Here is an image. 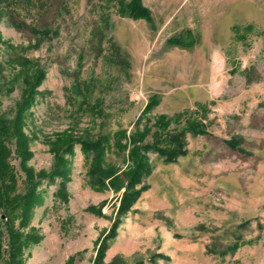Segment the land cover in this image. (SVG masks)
Listing matches in <instances>:
<instances>
[{"label":"rangeland","instance_id":"1","mask_svg":"<svg viewBox=\"0 0 264 264\" xmlns=\"http://www.w3.org/2000/svg\"><path fill=\"white\" fill-rule=\"evenodd\" d=\"M141 2L153 27L117 0H0V116L27 152L7 144L23 198L0 213V264H93L101 244L103 263L264 264V0ZM160 115L203 131L173 161L146 152L122 211L130 144L113 134L156 141ZM103 135L118 189L89 182L81 141Z\"/></svg>","mask_w":264,"mask_h":264},{"label":"trees","instance_id":"2","mask_svg":"<svg viewBox=\"0 0 264 264\" xmlns=\"http://www.w3.org/2000/svg\"><path fill=\"white\" fill-rule=\"evenodd\" d=\"M117 12L121 15H126L131 18H143L148 21L153 27L152 18L150 16V12L148 8H146L141 0H117ZM18 27L27 28L33 34L39 33L35 29V27L27 25L23 21H12ZM45 32V31H43ZM47 32V31H46ZM187 35V37L185 36ZM169 43L179 44L182 46H190L193 44V39L190 31H186L185 34H179L177 36L171 37L168 39ZM38 70L35 72V80L37 77ZM156 103L155 97H152L151 104L148 107L152 106V104ZM163 119H166L165 115H160L157 117V128L158 131H161L158 137L165 133L163 138L157 139L151 143L140 144V142L145 138L144 132L135 131L131 132L128 136H126L123 130H118L113 134V142L112 144L118 149L123 150L126 148L127 144H130L128 150V158L132 163V167L124 172L126 175V184L125 190L122 195L121 202V210H125L129 207L130 203L136 198L140 189H135V184L140 182L143 176L147 175L150 171V166L146 161L145 153L152 151L156 152L162 159L166 162L173 161L179 154L184 153V135L185 132L198 133L203 131L202 127L195 122H186L184 127L180 129H176L171 132H167L166 124L168 120L162 123ZM178 121V120H177ZM123 135V136H122ZM126 138V142L122 143V137ZM20 134L18 136V126L8 123L4 121L0 116V213H9L21 206L22 204V194L18 195L16 191V182H15V174L13 167L9 164L8 156L10 154V149L7 146L9 142H12L13 138L15 139V153L16 155L22 159L27 156L26 149L22 144L21 138L19 139ZM160 140H163L164 144L160 145ZM108 136L103 135L96 139L82 140L81 147L82 150L91 154V161L88 168V178L89 182L92 185H96L98 187L102 186H111L115 189H118L120 186V180L109 179L108 183L105 182V179L108 178L114 169L113 165L104 164V149L109 146ZM104 164V167H103ZM113 167V168H111ZM31 178V176H30ZM30 189L31 185H30ZM32 194V191L29 192V195ZM116 225V222H114ZM104 249V245L101 244L98 249V253L94 259L93 264H125L120 258L116 257L108 263H103L101 261L102 251ZM135 264V263H134Z\"/></svg>","mask_w":264,"mask_h":264}]
</instances>
